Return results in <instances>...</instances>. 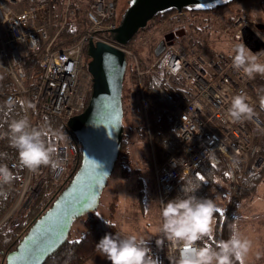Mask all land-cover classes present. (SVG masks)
<instances>
[{"label": "built area", "instance_id": "2783aa9c", "mask_svg": "<svg viewBox=\"0 0 264 264\" xmlns=\"http://www.w3.org/2000/svg\"><path fill=\"white\" fill-rule=\"evenodd\" d=\"M117 5L115 0H86L85 4L83 0H0V99L8 108L9 104L14 105L11 109L20 108L19 118L27 116L33 126L47 122L53 129L67 133L65 140L55 141L62 162L58 169L42 166L33 173L22 168L17 159H0V164H7L18 180L15 201L2 222L10 218L17 222L22 210L48 181L52 183L50 192L58 194L80 165L81 148L66 123L84 112L89 103L92 78L83 71L89 41L105 42L121 49L127 58V71L139 77L156 76L165 94L176 103L171 112L172 129L184 150L159 164L152 147L149 102L143 85L138 90L139 109L146 118L144 133L150 137L152 147L161 209L162 202L167 203L181 179L207 161L227 171L235 196L247 172L264 174V108L260 103L264 97V76L257 74L249 79L232 66L235 44L244 43L249 49L258 50L264 42L251 29L255 22L238 18L225 30L232 42L227 52L206 53L197 45L176 43L179 37H174L159 56L150 59V67L144 70L138 51L151 48L154 37L159 34L164 38L184 30L190 12L174 11L160 26L122 46L111 41L107 33L120 21ZM77 16L86 21L84 32L74 42L58 46L69 23L81 24L76 22ZM167 54L179 65L178 72L161 68V60ZM237 94L249 97L255 112L253 119L232 123L228 118L231 99ZM22 100L35 107L25 111L20 104ZM8 125L0 128V149L3 150L13 148ZM12 192L13 189L8 190V198ZM149 246L155 257L164 256L169 264H177L179 252L166 239L162 247L156 243Z\"/></svg>", "mask_w": 264, "mask_h": 264}, {"label": "water", "instance_id": "95a60500", "mask_svg": "<svg viewBox=\"0 0 264 264\" xmlns=\"http://www.w3.org/2000/svg\"><path fill=\"white\" fill-rule=\"evenodd\" d=\"M234 0H128L120 21L107 33L109 39L127 46L148 23L165 12H205ZM264 32V24L258 25ZM169 33L154 48L159 56L174 37ZM254 53L264 51L254 49ZM87 72L92 78V93L84 112L66 125L81 147L82 161L70 182L53 204L29 228L16 249L5 256V264H44L70 236L75 221L95 212L111 177L122 148L124 133L123 89L127 73L125 53L105 42L89 41Z\"/></svg>", "mask_w": 264, "mask_h": 264}, {"label": "clouds", "instance_id": "9594fccd", "mask_svg": "<svg viewBox=\"0 0 264 264\" xmlns=\"http://www.w3.org/2000/svg\"><path fill=\"white\" fill-rule=\"evenodd\" d=\"M232 53V66L235 70L242 71L249 79H254L257 74L264 76V62H261L264 51L254 53L244 43H237ZM160 66L173 73L179 71V65L170 54L164 55ZM260 103L264 108V97H261ZM20 104L25 111L35 107L23 100ZM13 107V104H9L10 109ZM254 115L247 94L232 97L227 110L232 123L251 120ZM8 138L18 152L22 168L35 173L42 166L54 170L62 166L55 141L67 138L63 130L53 129L47 122L38 127L33 126L29 118L23 116L9 123ZM16 179L17 176L7 164H0V197H7L4 186L11 185ZM162 203V224L158 231L178 250L177 264H247L253 242L243 236L235 224L231 226L228 239L216 240V217L220 209L214 199L186 194L183 198L177 196ZM105 223L115 227L108 221ZM163 242L162 239L156 240L158 247ZM149 245L150 241L136 234L124 236L120 232L106 233L96 244V251L111 264H161L160 259L152 254Z\"/></svg>", "mask_w": 264, "mask_h": 264}, {"label": "rangeland", "instance_id": "374dc122", "mask_svg": "<svg viewBox=\"0 0 264 264\" xmlns=\"http://www.w3.org/2000/svg\"><path fill=\"white\" fill-rule=\"evenodd\" d=\"M83 2L85 4L86 0H83ZM117 2L119 10H123L127 7L128 0H117ZM238 18L254 21L255 23L251 27L252 31L255 32L257 36H260L261 39L262 37L264 38V32L258 28L259 24H264V0H242L218 10L213 9L210 11L188 14L186 23L183 26V28L186 27V30L182 35L178 36L179 38L184 37L185 41L182 43L179 38L175 40L176 37L172 41L175 40L176 43L183 44L184 46H189L196 42L197 44L195 43V45L197 46L195 47H202L200 49L206 51V53L230 51L232 42L225 34V30L232 26L234 21ZM145 33L146 29L140 30L134 39ZM162 39L163 38H161L159 34L154 37L153 46L151 48H141L138 51V57L144 70L150 67V59L156 57L154 48ZM84 58L86 59V55ZM87 59L89 62L90 58ZM261 62H264V56L261 57ZM83 71L89 74L85 67ZM258 76L260 75L258 74ZM91 93L92 91L90 92L89 99ZM138 95V92L135 90V85L133 84V77L126 73L123 89L125 123L128 127H132L131 130L134 135H130L128 153L121 154L119 161L117 160L118 164L102 193L97 212L103 218L109 219V206L117 193L123 198V202L119 204L118 211L113 218V222L117 227V232H120L124 236L136 234L147 241H156L158 239L164 241L163 234L158 231L162 224V209L158 202L153 173L151 157L153 145L151 147V142H149L150 137L148 135L146 136L145 133L142 132L143 137L141 139L137 137L136 129L144 127L146 121L143 112L139 109ZM122 164L128 166L131 170L128 173V178L123 177L119 169ZM206 197L214 199L220 211H223L229 207L227 200L233 201L236 196L232 193L229 182H221L218 180L216 187L211 189ZM240 209L241 211L244 210L243 214L239 213ZM234 212L238 219L236 223L237 229L243 236L253 242V248L248 257L247 264H264V208L256 209L254 205H251L248 201L239 200L234 208ZM84 222L85 216L75 221L70 232V237L72 239H79L84 235ZM163 244L160 247H162ZM257 253H259V256H257ZM98 256L100 260L104 258L105 261L106 258L100 253ZM167 264H169L168 261Z\"/></svg>", "mask_w": 264, "mask_h": 264}, {"label": "trees", "instance_id": "16d2710c", "mask_svg": "<svg viewBox=\"0 0 264 264\" xmlns=\"http://www.w3.org/2000/svg\"><path fill=\"white\" fill-rule=\"evenodd\" d=\"M117 2V0H115ZM242 0H234L227 2L223 7L233 5ZM118 4V2H117ZM118 7V5H117ZM124 10V9H123ZM123 10H119V17ZM165 12L156 16L152 21L148 23L146 31L153 30L160 26L168 16L174 12ZM195 11H190L193 13ZM195 15V14H194ZM79 16V14H78ZM77 16L76 22L81 24L75 26L74 23H69L68 28L62 34L59 39L58 46H64L71 42H74L84 31L86 21L83 17ZM84 27V28H83ZM83 29V30H82ZM186 30V27L184 28ZM183 43L184 37L179 38ZM196 43V42H195ZM191 44L190 46H195ZM197 44V43H196ZM88 55L84 59V67L87 69ZM127 74L133 77V84L135 90L138 92L142 86L144 88L145 97L149 102V122L152 128V141L153 149L157 162L159 164L164 163L169 158L179 155L183 152V144L176 138L172 129L171 112L175 108L176 103L173 99L169 98L164 91L162 82L154 75L139 77L128 69ZM4 82L3 85H5ZM2 85V86H3ZM1 88V87H0ZM124 106V104H123ZM21 113L20 108L10 109L4 103L3 99H0V128L4 125L9 124L13 119H18ZM125 109H124V133L122 140L121 154H126L130 147V135H134L132 127H128L125 123ZM144 127L136 129L138 139L143 137ZM132 132V133H131ZM78 143V141H77ZM118 158V161H119ZM0 159H17L18 152L15 148L7 150L0 149ZM82 161V157H81ZM116 163V166L118 164ZM81 165V162H80ZM115 166V167H116ZM80 167V166H79ZM77 168V170L79 169ZM123 174V177L128 178L130 168L124 164L119 168ZM76 173V172H75ZM74 173V174H75ZM73 174V175H74ZM72 175V177H73ZM229 182L231 185L230 176L227 171L223 168H217L213 166L209 161L202 164L194 173L185 176L181 179L180 184L173 193L170 195L169 200L176 198L177 196L184 197L186 194H195L199 197H206L208 192L216 187L217 181ZM70 182V181H69ZM68 182V183H69ZM261 182H264V174L255 175L251 171L247 172L243 182L238 189L235 199L227 200L229 207L223 211H220L216 217V240H219V234L221 232V239H228L231 235V226L237 223V216L235 215L234 208L238 201L249 199L256 192ZM67 183V184H68ZM61 189L58 194L50 192L52 183L48 181L44 186L40 194L32 201V203L22 210L21 216L15 222L12 218L2 222L6 214L10 210L12 204L16 198V187L18 186V180H15L11 185L4 186V191L13 189L10 197H0V264H5V256L8 252L16 249L22 238L26 235L31 225L44 214V212L53 204L57 196L62 192L66 185ZM61 187V186H60ZM191 190V191H189ZM168 200V201H169ZM167 201V202H168ZM231 204V206H230ZM119 208V195L116 193L109 206L110 218H103L97 210L85 216V233L79 239H72L70 236L66 243H64L53 255L49 256L44 264H86L92 260L99 253L96 251V244L106 233H117L116 224L113 222V218ZM105 221L115 225L111 227ZM221 228V230H220ZM220 230V231H219Z\"/></svg>", "mask_w": 264, "mask_h": 264}, {"label": "crops", "instance_id": "0c3cea01", "mask_svg": "<svg viewBox=\"0 0 264 264\" xmlns=\"http://www.w3.org/2000/svg\"><path fill=\"white\" fill-rule=\"evenodd\" d=\"M244 200L251 203V205H254V207L256 209L257 208L258 209L264 208V182L260 183V185L258 186L256 192L252 195V197H250L249 199H244ZM122 202H123V198L121 195H119V204L120 203L122 204ZM239 213L243 214L244 210L241 211V209H240ZM253 214H254V212H253ZM237 221H238V219H237ZM150 243H156V241H150ZM97 256H95L94 259L90 260L86 264H111V262L108 261L107 259H105V261H104V258L102 260H100L99 256L98 257ZM158 258L160 259L161 264H167V261H166L164 256H159Z\"/></svg>", "mask_w": 264, "mask_h": 264}, {"label": "flooded vegetation", "instance_id": "af4514ba", "mask_svg": "<svg viewBox=\"0 0 264 264\" xmlns=\"http://www.w3.org/2000/svg\"><path fill=\"white\" fill-rule=\"evenodd\" d=\"M263 36H264V33H263ZM261 38V37H260ZM262 40L264 41V38L262 37ZM262 46V45H261ZM261 46L259 48H261Z\"/></svg>", "mask_w": 264, "mask_h": 264}, {"label": "bare ground", "instance_id": "6f19581e", "mask_svg": "<svg viewBox=\"0 0 264 264\" xmlns=\"http://www.w3.org/2000/svg\"><path fill=\"white\" fill-rule=\"evenodd\" d=\"M156 47V46H155ZM81 157H82V155H81ZM81 162V161H80ZM80 166V165H79Z\"/></svg>", "mask_w": 264, "mask_h": 264}]
</instances>
